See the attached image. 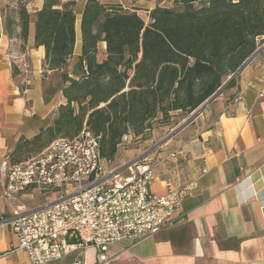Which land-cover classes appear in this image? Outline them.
<instances>
[{"label": "crops", "instance_id": "1", "mask_svg": "<svg viewBox=\"0 0 264 264\" xmlns=\"http://www.w3.org/2000/svg\"><path fill=\"white\" fill-rule=\"evenodd\" d=\"M74 1L76 40L68 60L70 77L81 52L80 20L87 0ZM145 13L156 0H98ZM44 0H0V164L21 139H31L65 104L60 71L43 68L44 48L34 44V15ZM31 21L28 36H19L18 6ZM160 5L170 7V0ZM10 28V35L6 28ZM102 58L105 43L98 45ZM240 91V98L233 101ZM160 143V145H158ZM135 157L159 159L151 192L163 195L166 184L194 183L181 203L179 217L150 236L111 244L109 264H264V54L237 74L234 85L194 120ZM174 153V157L169 155ZM53 191L28 189L3 196L0 183V264H30L15 249L16 236L3 219L16 207L33 210L55 199ZM82 264H101L94 247L81 250ZM79 250L48 264H73Z\"/></svg>", "mask_w": 264, "mask_h": 264}, {"label": "trees", "instance_id": "2", "mask_svg": "<svg viewBox=\"0 0 264 264\" xmlns=\"http://www.w3.org/2000/svg\"><path fill=\"white\" fill-rule=\"evenodd\" d=\"M161 1L145 23L135 11L87 0L74 78L66 69L76 40L74 1L44 0L34 15V44L44 48L43 68L60 71L66 102L34 137L15 144L6 157L11 165L24 162L22 155L31 149L38 155L54 139H71L83 128L100 137L99 156L113 161L130 130L143 136L157 114H191L264 41V0H170V7ZM18 15L25 41L31 16L23 5Z\"/></svg>", "mask_w": 264, "mask_h": 264}, {"label": "built area", "instance_id": "3", "mask_svg": "<svg viewBox=\"0 0 264 264\" xmlns=\"http://www.w3.org/2000/svg\"><path fill=\"white\" fill-rule=\"evenodd\" d=\"M239 98L240 91L233 101ZM99 141L83 128L71 139H54L27 161L1 162L5 198L28 189L57 194L33 210L16 207L1 221L17 238L13 248L23 250L30 264H48L76 250L80 252L73 264H82L81 250L86 247L99 251V263L109 264L114 260L106 255L111 244L150 236L179 217L182 200L194 183H167L166 192L157 195L150 185L159 159L145 154L115 164L99 156Z\"/></svg>", "mask_w": 264, "mask_h": 264}, {"label": "rangeland", "instance_id": "4", "mask_svg": "<svg viewBox=\"0 0 264 264\" xmlns=\"http://www.w3.org/2000/svg\"><path fill=\"white\" fill-rule=\"evenodd\" d=\"M139 15L142 17L145 23L149 22L148 14L145 13L144 9L139 11ZM263 45L264 41H258L257 49H261ZM260 54H264V49L260 50ZM226 90L227 89H224L215 99H217ZM213 101L211 103H213ZM211 103L205 108V110L211 105ZM189 115L190 114L187 115L180 111H174L171 112L168 118H162L161 114H157L156 117L151 120L150 128L144 132L143 136L135 137L133 132L130 130L126 134V138L122 137L121 142L117 147V153L113 162L118 164L121 162L130 161L131 159L135 158V149L140 144H143V142V149H148L159 141L162 142L165 137H167L174 129L181 125L189 117ZM36 154L37 151L31 149V151L22 155L21 161H27L36 156Z\"/></svg>", "mask_w": 264, "mask_h": 264}, {"label": "water", "instance_id": "5", "mask_svg": "<svg viewBox=\"0 0 264 264\" xmlns=\"http://www.w3.org/2000/svg\"><path fill=\"white\" fill-rule=\"evenodd\" d=\"M262 49V48H261ZM261 49H257L244 63L243 65L235 72L233 73L231 76L228 77V79L226 80V82L209 98L207 99L202 105H200L195 111H193L189 117L181 124L179 125L176 129H174L169 136L173 135L174 133H176L178 130H180L183 126H185L186 124H188L189 122H191L192 120H194L199 114H201L203 112V110H205V108L225 89V87L227 86V84L234 78L237 76V74L239 73V71L245 66L247 65L252 59H254L260 52ZM160 145V143L158 144Z\"/></svg>", "mask_w": 264, "mask_h": 264}]
</instances>
